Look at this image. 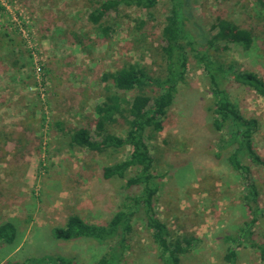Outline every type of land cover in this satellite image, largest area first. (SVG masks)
<instances>
[{
    "label": "rangeland",
    "instance_id": "1",
    "mask_svg": "<svg viewBox=\"0 0 264 264\" xmlns=\"http://www.w3.org/2000/svg\"><path fill=\"white\" fill-rule=\"evenodd\" d=\"M95 2L0 0V223L16 226L15 241L0 245V264H54L50 257L58 255L74 264H94L103 255L118 264H165L142 212L134 215L123 249L91 237L54 235L70 214L105 224L131 203L126 178H104L102 167L127 158L132 147L97 153L72 145L68 134L86 126L98 137L95 106L109 83L104 73L129 62L147 66L152 76L165 73L162 27L170 0H160L152 15L120 5L103 18L112 24L107 37L88 18ZM188 3L186 26L198 49L218 31L216 19L230 20L252 32V45L245 49L220 41L211 54L237 71L264 77V0ZM223 85L246 116L258 118L254 141L264 157V97L231 77ZM145 91L155 96L160 89L153 85ZM135 93L138 89L129 96ZM213 107L209 76L190 54L164 128L152 130L154 139L147 141L160 181L156 206L171 231L194 237L181 264H262L248 241L230 237L253 217L243 201L253 181L261 208L253 237L264 240V167L251 163L248 178L233 168L228 161L233 146L226 145V132L213 126ZM108 128L119 135L126 131L121 121ZM229 245L236 247L235 261L225 258Z\"/></svg>",
    "mask_w": 264,
    "mask_h": 264
},
{
    "label": "trees",
    "instance_id": "2",
    "mask_svg": "<svg viewBox=\"0 0 264 264\" xmlns=\"http://www.w3.org/2000/svg\"><path fill=\"white\" fill-rule=\"evenodd\" d=\"M94 8L88 18L100 30L104 37L109 36L112 24L104 21L109 13L120 5H135L152 15L160 0H93ZM263 1V0H261ZM188 0H170L169 10L162 27V55L165 62L163 76H152L147 66L139 62H129L114 71L104 73L103 80L106 93L103 100L95 106L97 114L94 130L98 137H93L89 127H74L68 131L70 143L93 152H103L109 148H120L130 145L132 150L125 159L102 167L104 178L116 176L126 178V198L131 202L117 210L105 224L91 223L81 215L70 214L64 226L54 228V235L61 239L91 237L99 242H111L114 248L123 249L127 236L132 231L133 217L142 212L148 228L152 231L154 242L158 245L159 256L165 264H181V257L190 250L193 236L171 231L167 222L160 218L156 198L160 190L159 175L155 172V158L150 151L148 140L154 139L153 132L164 128V117L171 106L177 87L186 78L189 56L192 54L201 64L210 79L214 97L213 126L226 132V145L233 146L228 161L233 168L250 177L251 163L264 167V157L255 147L254 136L259 129L258 118L246 116L239 104L231 99L229 91L223 85L224 79L230 78L239 84L253 89L264 97V77L253 71H237L232 63L216 59L210 49L217 47L214 43H233L245 49L253 42L252 32L247 28L236 26L230 20L218 18L213 23L217 32L212 38L205 39L198 49V41L186 26L189 19ZM103 18H105L103 20ZM144 21H141V25ZM213 48V49H214ZM156 85L160 92L151 96L145 91L147 86ZM138 93L129 96L132 90ZM121 121L126 125L124 135L113 133L108 128ZM224 136H222L223 138ZM129 171L132 174L127 175ZM135 189V193L133 190ZM132 190V191H131ZM131 192L133 194H131ZM244 204L254 213L250 221H245L237 236L231 241H248L259 252L264 264V240L256 241L253 237V226L259 206V191L254 182H248L244 194ZM16 238V226L6 220L0 223V243H13ZM229 238V237H228ZM241 238V239H240ZM236 247L227 248L225 258L235 261ZM54 264H74L73 259L64 256H52ZM117 260V259H116ZM94 264H118L103 255Z\"/></svg>",
    "mask_w": 264,
    "mask_h": 264
},
{
    "label": "crops",
    "instance_id": "3",
    "mask_svg": "<svg viewBox=\"0 0 264 264\" xmlns=\"http://www.w3.org/2000/svg\"><path fill=\"white\" fill-rule=\"evenodd\" d=\"M3 244H5V243H0V245H3ZM19 246H20V244L11 253H13L14 251L18 250Z\"/></svg>",
    "mask_w": 264,
    "mask_h": 264
}]
</instances>
